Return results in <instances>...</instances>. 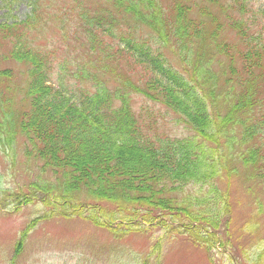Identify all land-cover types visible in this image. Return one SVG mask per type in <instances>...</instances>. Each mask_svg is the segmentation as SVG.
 <instances>
[{"label": "trees", "instance_id": "16d2710c", "mask_svg": "<svg viewBox=\"0 0 264 264\" xmlns=\"http://www.w3.org/2000/svg\"><path fill=\"white\" fill-rule=\"evenodd\" d=\"M28 5L23 20L0 23V143L10 147L21 137L24 155L56 176L58 186L44 191L62 194L50 202L70 204L74 193H85L93 202L83 203L97 209L87 219L111 233L174 213L217 229L213 210L225 198L214 187L176 201L168 193L203 190L233 162L264 182L263 6L255 0ZM168 117L190 134L160 135Z\"/></svg>", "mask_w": 264, "mask_h": 264}, {"label": "rangeland", "instance_id": "374dc122", "mask_svg": "<svg viewBox=\"0 0 264 264\" xmlns=\"http://www.w3.org/2000/svg\"><path fill=\"white\" fill-rule=\"evenodd\" d=\"M28 1L0 0V23L23 20L31 10ZM255 1L264 8V0ZM261 22L264 24V19ZM225 34L235 38L232 31ZM43 44L38 40L37 47L42 48ZM173 119L167 118L165 131L159 134L187 137L190 131L172 124ZM41 165L24 155L21 137L10 147L0 143V264H264V182L239 162L230 164L229 171L224 164L218 177L204 185L203 190L188 187L168 193L176 201L185 194L199 197L214 187L225 198L219 199V212L216 207L213 210V215H218L217 229H211L204 221L191 223L185 215L174 213L164 214L160 217L164 221L156 219L158 222L151 224L138 219L129 226L138 222L137 228H143L120 227L115 233L87 219L97 209L91 203H83L93 202L85 193H74L71 205L66 199L57 205L50 202L62 191H44L50 183H58L48 169L41 170ZM76 207L85 218L76 215ZM210 208L201 207L203 213ZM141 213L140 208L138 214ZM158 214L161 213L153 212L154 217Z\"/></svg>", "mask_w": 264, "mask_h": 264}]
</instances>
